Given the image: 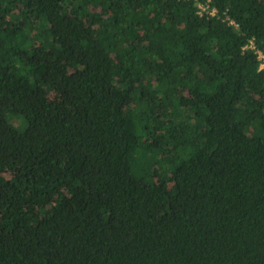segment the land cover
Returning <instances> with one entry per match:
<instances>
[{"label": "trees", "instance_id": "trees-1", "mask_svg": "<svg viewBox=\"0 0 264 264\" xmlns=\"http://www.w3.org/2000/svg\"><path fill=\"white\" fill-rule=\"evenodd\" d=\"M195 1L0 0V264H264V0Z\"/></svg>", "mask_w": 264, "mask_h": 264}, {"label": "built area", "instance_id": "built-area-1", "mask_svg": "<svg viewBox=\"0 0 264 264\" xmlns=\"http://www.w3.org/2000/svg\"><path fill=\"white\" fill-rule=\"evenodd\" d=\"M195 12L199 16H215L217 15V8L213 6L210 2V0L205 1H195ZM222 21L226 22L227 24L237 27V23L230 19L228 16L221 17ZM242 49H252L256 53L257 59L259 61L258 64V70L264 71V51H261L257 48H255L253 41L249 40Z\"/></svg>", "mask_w": 264, "mask_h": 264}, {"label": "rangeland", "instance_id": "rangeland-1", "mask_svg": "<svg viewBox=\"0 0 264 264\" xmlns=\"http://www.w3.org/2000/svg\"><path fill=\"white\" fill-rule=\"evenodd\" d=\"M19 126L21 127L23 125V122L21 120L18 121Z\"/></svg>", "mask_w": 264, "mask_h": 264}]
</instances>
